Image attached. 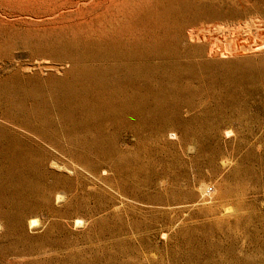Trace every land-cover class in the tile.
<instances>
[{
  "label": "rangeland",
  "instance_id": "374dc122",
  "mask_svg": "<svg viewBox=\"0 0 264 264\" xmlns=\"http://www.w3.org/2000/svg\"><path fill=\"white\" fill-rule=\"evenodd\" d=\"M0 264H264V0H0Z\"/></svg>",
  "mask_w": 264,
  "mask_h": 264
},
{
  "label": "bare ground",
  "instance_id": "6f19581e",
  "mask_svg": "<svg viewBox=\"0 0 264 264\" xmlns=\"http://www.w3.org/2000/svg\"><path fill=\"white\" fill-rule=\"evenodd\" d=\"M101 97H102V96H101ZM101 97H100V98H101ZM76 98H77V97H76ZM104 99H105V98H104ZM81 100H82V99H81ZM98 100H99V99H98ZM100 100H101V99H100ZM113 100H114V98H113ZM104 101H105V100H104ZM77 102H78V100H77ZM82 102H83V101H82ZM90 102H91V101H90ZM94 103H95V101H94ZM96 103H97V102H96ZM96 103H95V106L98 105V104H96ZM86 104H87V103H86ZM90 104H91V103H90ZM92 104H93V103H92ZM115 104H116V103H115ZM117 104H118V103H117ZM77 105H78V104H77ZM88 105H89V104H88ZM88 105H86V106H88ZM108 105H109V104H108ZM118 105H119V104H118ZM78 106H79V105H78ZM89 106H90V105H89ZM92 106H93V105H92ZM99 106H100V105H99ZM99 106H98V107H99ZM105 106H107V105H105ZM80 107H81V106H80ZM112 107H113V106H112ZM117 107H118V106H117ZM119 107H121V105H120ZM96 108H97V107H96ZM101 108H102V106H101ZM84 109H85V108H84ZM104 109H105V108H103V110H104ZM121 109H122V108H121ZM88 110L90 111L89 108H88ZM92 110H93V109H92ZM118 110H119V108H118ZM93 111L95 112V109H94ZM93 111H92V113H93ZM87 112H88V111H87ZM87 112H86V113H87ZM96 112H97V111H96ZM111 112H112V111H111ZM118 112H119V111H118ZM81 113H82V112H81ZM88 113H89V112H88ZM92 113H91V114H92ZM107 113H108V112H106V113H104V114L107 115ZM82 114H83V113H82ZM111 114H112V113H110V115H111ZM87 115H88V114H87ZM108 115H109V114H108ZM84 116L86 117V114H85ZM89 116H90V115H89ZM103 116H104V115H103ZM86 118H87V117H86ZM86 118H85V119H86ZM90 118H91V116H90ZM93 118H94V117H93ZM103 118H104V117H103ZM106 118H107V117H106ZM106 118H104L103 120H105ZM85 119H84V120H85ZM87 119H88V118H87ZM98 119H99V117H98ZM92 120H94V119H92ZM94 121H95V120H94ZM96 121H97V119H96ZM87 122H88V121H87ZM84 124H85V123H84ZM35 222H36V219L32 221V223H35ZM37 222H38V221H37ZM32 225H33V224H32Z\"/></svg>",
  "mask_w": 264,
  "mask_h": 264
}]
</instances>
